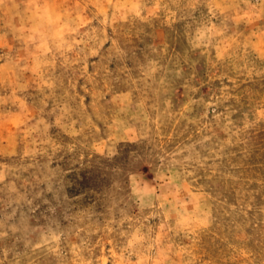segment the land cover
Listing matches in <instances>:
<instances>
[{"label": "rangeland", "instance_id": "374dc122", "mask_svg": "<svg viewBox=\"0 0 264 264\" xmlns=\"http://www.w3.org/2000/svg\"><path fill=\"white\" fill-rule=\"evenodd\" d=\"M0 264H264V0H0Z\"/></svg>", "mask_w": 264, "mask_h": 264}]
</instances>
